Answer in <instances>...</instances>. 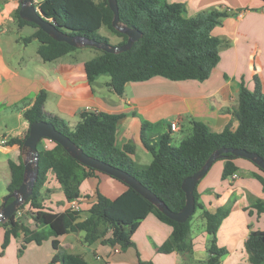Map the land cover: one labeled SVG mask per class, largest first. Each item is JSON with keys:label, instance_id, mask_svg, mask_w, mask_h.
<instances>
[{"label": "crops", "instance_id": "0c3cea01", "mask_svg": "<svg viewBox=\"0 0 264 264\" xmlns=\"http://www.w3.org/2000/svg\"><path fill=\"white\" fill-rule=\"evenodd\" d=\"M41 1L32 0L35 7ZM160 1L179 5L185 19L212 10L227 13L211 31L221 41L219 61L205 81H171L154 76L126 84L122 95H118L109 86V77L102 78L107 76L92 82L87 80L84 65L97 55L95 50L79 48L55 61H43L37 54L39 43L32 37L35 29L20 27L15 19L20 0H0V206L11 181L9 162L17 164L25 159L19 145L12 140L23 139L29 131L24 114L38 97L44 99L45 113L63 120L70 130L85 113L121 116L116 143L120 147L133 146L130 158L136 167L147 166L153 159L141 139L145 122L148 126L144 137L153 147L167 134L171 145L173 141L179 145L191 135L192 122L203 123L212 133L237 129L240 88L253 91L257 80L264 93V0ZM24 33L26 36L21 37ZM34 41L37 47H33ZM172 123L177 124L173 132ZM219 161L215 170L212 172L211 166L196 186L201 208L196 209L195 223H190L187 245L175 240L172 228L153 214L141 220L131 237L133 246L119 250L103 243V239L89 245L83 232H72L57 238L58 249L53 248L50 237L40 245L34 242L26 245L19 253L23 234L11 236L4 247L6 228L0 225V264H49L58 254L77 255L88 264H140L139 260L152 264H198L208 258L210 244L203 211L215 214L230 201V212L216 232V246L227 251L220 264H251L245 242L252 231H264V213L258 214L252 208L256 200H264V187L257 179L263 174L250 161L238 158L233 161L237 178H223L225 161ZM126 190L122 182L107 174L95 173L87 178L80 186V198L75 200L80 207L79 220L87 218L97 201V192L115 199ZM44 191H48L43 202L47 209L68 210L70 202L66 201L52 172L47 173ZM26 213H31L29 206H25L21 216ZM25 224L32 230L36 228L31 220H25ZM166 242L172 245V252H158Z\"/></svg>", "mask_w": 264, "mask_h": 264}, {"label": "trees", "instance_id": "16d2710c", "mask_svg": "<svg viewBox=\"0 0 264 264\" xmlns=\"http://www.w3.org/2000/svg\"><path fill=\"white\" fill-rule=\"evenodd\" d=\"M117 5L120 24L138 30L142 37L130 50L118 54L84 47L97 52V55L84 65L89 82L107 76L110 79L109 86L116 94L122 95L126 84L145 81L154 76L171 81L202 82L209 78L219 61L221 45V41L213 37L211 31L220 24L221 19L227 15L226 12L212 10L185 19L179 5L167 4L160 0H117ZM37 7L58 30L69 35L84 36L110 45L112 36L118 39L113 46H121L127 42V36L112 27L113 13L107 0H98L96 4L92 0H42ZM19 9L14 13L18 26H31L35 29L32 37L39 43L37 54L43 61H55L79 49L53 40L35 24L21 19ZM100 28L105 32L104 35L99 33ZM236 116L237 129L231 131L226 128L221 133H212L203 123L192 122L191 135L178 146L171 145L168 134L160 139L156 147L149 145L144 137L148 124L143 123L142 143L153 159L147 166L136 167L130 158L134 153L133 146L120 147L116 143L117 123L121 118L119 115L85 113L75 128L70 130L63 120L45 113L42 97H38L31 109L24 114L29 126L41 121L52 123L88 156L132 175L175 213L185 205V194L181 188L183 180L200 170L215 150L221 147L244 149L258 154L264 160V93L257 80L253 91L240 88ZM27 136L28 132L23 139H15L12 142L21 148ZM38 150L37 180L31 196L19 208L23 211L25 206H29L31 213L23 214L20 218L13 214L8 220L0 223L6 228L4 247L11 236L15 237L21 232L23 238L19 253L26 245L32 242L40 245L50 237L53 238V248L58 249L57 238L72 232H83L84 241L89 245L103 239V243L127 249L133 246L131 237L141 220L149 214L169 225L175 240L184 241L185 245L189 243L192 216L184 223L172 221L124 183L127 190L115 199H109L97 192V201L83 221L79 220V212H54L47 209L43 202L48 191L42 192V189L48 172L55 175L68 202L80 198V186L84 180L101 172L83 166L57 143L52 142L46 149L38 146ZM235 159L238 158L231 154L222 157L221 160L225 161L223 178L235 173ZM9 169L11 181L7 186L6 196L16 191L23 182V160L20 159L17 164L9 162ZM258 169L263 175H258L257 179L264 187V171ZM12 200L13 198H9L7 203ZM194 200L196 211L201 208L196 188ZM231 206L230 201L215 214L203 211L210 244L207 249L208 258L198 264H220V259L227 254L225 249L216 246L215 239L217 229L228 216ZM252 208L258 214L264 213V200H256ZM25 220H31L36 228L30 229ZM172 250V245L168 242L158 248V252L163 254ZM245 250L251 264H264V231H252L245 242ZM57 263L88 264L80 256L68 254L54 256L49 264ZM139 263L152 264L141 260Z\"/></svg>", "mask_w": 264, "mask_h": 264}, {"label": "water", "instance_id": "95a60500", "mask_svg": "<svg viewBox=\"0 0 264 264\" xmlns=\"http://www.w3.org/2000/svg\"><path fill=\"white\" fill-rule=\"evenodd\" d=\"M107 2L113 13L112 27L118 32L125 34L128 38L127 42L121 46H113L104 42H98L84 36L69 35L58 30L55 24L51 20L46 19L42 15V12L33 5L32 0H20L19 17L38 26L53 40L66 43L74 48L91 47L109 54L126 52L142 37V34L138 30L120 24L117 0H107ZM43 139L59 144L69 156L83 166L107 174L131 187L143 198L153 204L163 215L177 223H184L193 216L195 212L194 190L198 182L206 175L214 162L221 160L224 155L231 154L237 158L246 159L264 171V160L258 154L248 152L244 149L221 147L209 156L200 170L183 180L181 188L185 194V205L179 212L175 213L132 175L88 156L67 136L59 132L52 123L45 121L35 122L29 126L28 136L21 147L23 156L26 158L23 160V182L16 191L4 197L0 208V223L5 222L15 214L31 196L38 175V144ZM9 198H13V200L7 203Z\"/></svg>", "mask_w": 264, "mask_h": 264}, {"label": "built area", "instance_id": "2783aa9c", "mask_svg": "<svg viewBox=\"0 0 264 264\" xmlns=\"http://www.w3.org/2000/svg\"><path fill=\"white\" fill-rule=\"evenodd\" d=\"M237 16L240 17V16H241V13H238ZM170 130H171L172 132H173V131H176V130H177V124H176V123H172V124H170ZM51 143H52L51 141L45 139V140L43 141V143L41 144V147H43V149H46ZM230 178H231L232 180L236 179V178H237V174H236V173H233V174L230 176ZM68 210H70V211H74V212H78V211L80 210L79 204H78L75 200L70 201V203L68 204ZM21 215H22V211L18 209L17 212L15 213V217H16V218H20ZM117 248H118V250L120 249L119 246H117ZM118 250H117V252H118Z\"/></svg>", "mask_w": 264, "mask_h": 264}, {"label": "rangeland", "instance_id": "374dc122", "mask_svg": "<svg viewBox=\"0 0 264 264\" xmlns=\"http://www.w3.org/2000/svg\"><path fill=\"white\" fill-rule=\"evenodd\" d=\"M92 1H93L94 4H96L98 0H92ZM36 8H37V7H36ZM89 25L91 26V23H89ZM30 27H31V26H30ZM90 28H91V27H90ZM26 30L28 31V29H26ZM27 31H25V32H27ZM99 33L102 34V35L105 34V32H104L103 30H101ZM25 36H26V33H24V34L21 35V37H25ZM117 41H118V39H116V38L110 36V43H111L112 45H114L115 43H117ZM23 44H24V41H23ZM32 44H33V47H37V45H38V43H37L36 41L32 42ZM89 50L93 51V49H89ZM94 53L97 54L96 51H95ZM102 78H103V79H107L108 77H102ZM44 140H45V139H43V140L38 144V146H41V144L43 143ZM172 144H173L174 146H178V142H174V141H173ZM25 159H26V158H25ZM219 162H220L219 160L216 161V162H214V164L212 165V166H213V167H212V172H213V171L215 170V168L220 164ZM197 214H198V211H195V213L193 214V216H192V218H191V220H190V223H191V224H194V223H195V221H196V219H197V217H196Z\"/></svg>", "mask_w": 264, "mask_h": 264}]
</instances>
